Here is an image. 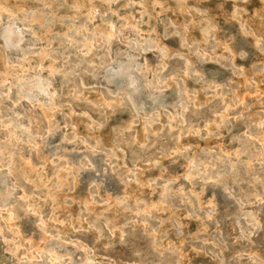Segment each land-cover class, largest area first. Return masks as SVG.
Instances as JSON below:
<instances>
[{
  "label": "rangeland",
  "instance_id": "374dc122",
  "mask_svg": "<svg viewBox=\"0 0 264 264\" xmlns=\"http://www.w3.org/2000/svg\"><path fill=\"white\" fill-rule=\"evenodd\" d=\"M0 264H264V0H0Z\"/></svg>",
  "mask_w": 264,
  "mask_h": 264
},
{
  "label": "bare ground",
  "instance_id": "6f19581e",
  "mask_svg": "<svg viewBox=\"0 0 264 264\" xmlns=\"http://www.w3.org/2000/svg\"><path fill=\"white\" fill-rule=\"evenodd\" d=\"M234 16V15H233ZM109 26V25H108ZM109 29H110V31H112L113 30V26L112 25H110V27H109ZM216 31V30H215ZM114 32V31H113ZM79 33H81V32H79ZM137 34V33H136ZM105 37V36H104ZM33 56V55H32ZM253 78V77H252ZM251 81V80H250ZM7 90H9V89H7ZM185 108V107H184ZM253 125V124H252Z\"/></svg>",
  "mask_w": 264,
  "mask_h": 264
}]
</instances>
